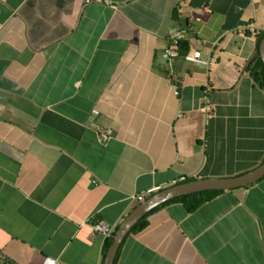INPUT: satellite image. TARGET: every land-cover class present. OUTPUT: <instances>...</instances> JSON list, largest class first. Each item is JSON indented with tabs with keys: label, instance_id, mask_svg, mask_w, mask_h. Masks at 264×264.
<instances>
[{
	"label": "crops",
	"instance_id": "obj_1",
	"mask_svg": "<svg viewBox=\"0 0 264 264\" xmlns=\"http://www.w3.org/2000/svg\"><path fill=\"white\" fill-rule=\"evenodd\" d=\"M261 36L264 0H0V264H104L99 221L259 167ZM146 221L114 264H264V177Z\"/></svg>",
	"mask_w": 264,
	"mask_h": 264
},
{
	"label": "water",
	"instance_id": "obj_2",
	"mask_svg": "<svg viewBox=\"0 0 264 264\" xmlns=\"http://www.w3.org/2000/svg\"><path fill=\"white\" fill-rule=\"evenodd\" d=\"M259 52L264 64V38L260 42ZM264 177V162L257 168L236 177L198 179L164 188L141 202L131 214L118 226L114 240L109 248L104 264H114L116 255L124 239L133 227L148 213L164 203L186 195L205 191L231 190L246 187L258 182Z\"/></svg>",
	"mask_w": 264,
	"mask_h": 264
},
{
	"label": "trees",
	"instance_id": "obj_3",
	"mask_svg": "<svg viewBox=\"0 0 264 264\" xmlns=\"http://www.w3.org/2000/svg\"><path fill=\"white\" fill-rule=\"evenodd\" d=\"M264 38V36H261L259 39V45L261 40ZM250 71H251V75L253 77V79L264 89V64L261 60V58L255 63V64H251L250 65ZM193 179L189 178L186 179L184 182H188V181H192ZM221 192H223V190H219V191H205V192H200V193H196V194H192V195H186L180 198H176L173 200H170L166 203H164L163 205H167L170 203H175V202H181L183 203L187 210L189 212H193L195 210H197L200 206H202L204 203L210 201L211 199H213L216 195L220 194ZM159 208V207H158ZM158 208H156L155 210H157ZM153 211H151L150 213H152ZM148 213L146 216H144L131 230L130 233H134V232H138L140 230H142L146 225H147V217L150 214ZM114 235L115 232L106 238V242H105V247H104V257L106 256L109 248L111 247L113 240H114ZM119 253V251H118ZM118 253L116 255L115 260L117 259Z\"/></svg>",
	"mask_w": 264,
	"mask_h": 264
},
{
	"label": "built area",
	"instance_id": "obj_4",
	"mask_svg": "<svg viewBox=\"0 0 264 264\" xmlns=\"http://www.w3.org/2000/svg\"><path fill=\"white\" fill-rule=\"evenodd\" d=\"M192 28L191 27H187V26H183V25H179L177 26L172 33L170 34V39H169V44L167 45V47L164 49L163 51V58L165 59V61L167 62V66H168V70H169V79L172 81V77L175 74V70H174V59L176 57V55L178 54V51L180 49L181 43L185 40L186 38V34L188 31H190ZM175 87V94L178 95V90L177 87ZM112 130L109 128H105V129H100L98 131V140L100 143L105 144L107 142H109L112 138ZM135 199H138L139 201H143L144 200V196H138ZM94 229L101 232L106 238L111 236L115 231H116V227L115 226H111L109 224H107L104 221H99L98 223H96L94 225Z\"/></svg>",
	"mask_w": 264,
	"mask_h": 264
}]
</instances>
